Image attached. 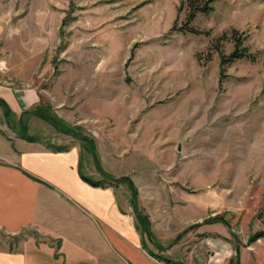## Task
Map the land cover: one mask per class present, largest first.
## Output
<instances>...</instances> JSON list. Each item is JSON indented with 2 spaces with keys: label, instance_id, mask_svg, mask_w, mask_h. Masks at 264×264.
Instances as JSON below:
<instances>
[{
  "label": "rangeland",
  "instance_id": "1",
  "mask_svg": "<svg viewBox=\"0 0 264 264\" xmlns=\"http://www.w3.org/2000/svg\"><path fill=\"white\" fill-rule=\"evenodd\" d=\"M181 4L0 0V82L37 87L60 127L89 134L58 115L59 105L74 119L92 117L120 151L153 155L160 176L191 193L192 214L202 218V209L204 218L177 236L181 253L171 264H229L237 251L240 264L264 262V237L249 242L264 231V0H217L190 22L198 33L180 29ZM243 47L247 56L222 64ZM26 122L25 133L49 147L80 140L48 120ZM0 127L16 136L1 114ZM34 237L43 240L33 228L0 229V248L21 251Z\"/></svg>",
  "mask_w": 264,
  "mask_h": 264
},
{
  "label": "crops",
  "instance_id": "2",
  "mask_svg": "<svg viewBox=\"0 0 264 264\" xmlns=\"http://www.w3.org/2000/svg\"><path fill=\"white\" fill-rule=\"evenodd\" d=\"M2 31L0 21V38ZM0 99L6 103L0 101V114L16 135L12 137L0 127V229L16 234L33 228L43 238L34 237L21 251L0 248V264H165L151 253L156 251L143 245L136 213L128 204L129 185L93 186L82 178L80 171L100 179L94 177L96 172L84 155L82 139L72 136L73 142L66 147L52 148L23 135L28 116L34 122H46L36 113L42 107L41 91L35 86L0 82ZM57 107L66 122L83 126L95 138L103 171L132 181L138 210L149 219V240L158 244L154 246L161 257L178 260L181 248L174 245L177 236L191 227V221L204 218L202 209V218L192 214L191 193H181L169 178L161 177L160 164L153 155L120 151L113 133L94 127L92 117L74 119L63 114L68 109ZM204 205L210 207L211 199L205 198ZM243 253L244 249L242 259ZM256 263L264 264L259 258Z\"/></svg>",
  "mask_w": 264,
  "mask_h": 264
},
{
  "label": "trees",
  "instance_id": "3",
  "mask_svg": "<svg viewBox=\"0 0 264 264\" xmlns=\"http://www.w3.org/2000/svg\"><path fill=\"white\" fill-rule=\"evenodd\" d=\"M216 1L217 0H182V4H181L179 9H182L183 7H185L188 14H187V23L184 26H182L180 29L184 30L185 32L198 33L197 30L193 26H190V22H192L197 17V15L200 13H205V14L210 13L214 9V3ZM241 43L242 42L237 43L238 48L241 45ZM238 48L235 51H233L229 56L224 55L223 60H222V64L228 63L230 61L236 60L237 58L244 57V56L248 55V52H247L248 50L246 47H243L240 50ZM0 101L3 105H6L5 101H3L2 99H0ZM42 108L43 107L37 108L36 113L39 114L44 119L50 121L52 124H54L57 129L67 130V131H69V133L74 134L76 137L88 142L89 143L88 148H90V152L93 154L95 161H97V163H98V158H97V155L95 153L96 152V144H95L96 141H95V138L93 136H91L89 134H85L84 132H76V131H74L73 128H67L66 129V128L60 127L57 123H55L45 113L44 110H42ZM9 114H10V111L8 108H6V116L8 117ZM23 135L25 137H27L28 139H31V140L34 139L33 137L27 136L26 133L25 134L23 133ZM82 159L83 158L81 157V166H82ZM97 168H98V171L102 175L100 179H94L92 177L85 175L82 171H80L82 178L93 186H115V187H118L121 182L128 183L129 187L131 188V190L133 192L132 204L134 203V201L137 198V189L129 178L121 177V178L115 180L116 178L113 175L103 171L102 168L98 164H97ZM136 218H137V228H139V230L143 234V245L146 246V237H148L149 239H152L151 233L150 232L147 233V226H149L148 216H146L145 214H143V212L139 211L138 208H136ZM214 218L220 219V220L224 219V217L221 215H216V216H214ZM262 237H264V231H259L250 237L249 242L251 243V242H253L259 238H262ZM153 243L156 247H159L158 244H156L155 242H153ZM151 253L154 256H156L157 258L165 261L166 264L172 263L171 259L161 257L153 251H151ZM229 264H240L239 251H237V254L235 255V257H232L230 259Z\"/></svg>",
  "mask_w": 264,
  "mask_h": 264
},
{
  "label": "water",
  "instance_id": "4",
  "mask_svg": "<svg viewBox=\"0 0 264 264\" xmlns=\"http://www.w3.org/2000/svg\"><path fill=\"white\" fill-rule=\"evenodd\" d=\"M55 126V125H54ZM96 157V156H95ZM102 176V175H101ZM117 179H119V178H116L115 180H117ZM136 205H137V203L135 202L134 204H133V211L134 212H136V210H135V208H136ZM147 233H149V226H147Z\"/></svg>",
  "mask_w": 264,
  "mask_h": 264
}]
</instances>
